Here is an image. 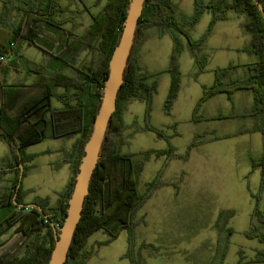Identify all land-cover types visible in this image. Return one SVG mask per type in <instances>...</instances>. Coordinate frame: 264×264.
<instances>
[{
  "label": "rangeland",
  "instance_id": "obj_1",
  "mask_svg": "<svg viewBox=\"0 0 264 264\" xmlns=\"http://www.w3.org/2000/svg\"><path fill=\"white\" fill-rule=\"evenodd\" d=\"M31 1L35 4L42 2ZM172 1L178 8L177 21L181 23L189 18L193 12V0ZM210 1L203 0L205 4ZM81 2L58 0L56 15L64 20L63 25H82L84 32L91 24V18L83 5L95 15L105 5V0ZM228 15V21L215 25L200 51L199 56L207 59L202 73L186 48L184 37L172 30L159 39L157 30L149 29L148 38L135 47L133 56L140 66L147 72L160 73L149 118H145L143 102L128 101L122 112L125 126L117 137L120 152L131 154L133 163L142 166L137 192L145 194L150 183L155 180L162 182L136 214L138 223L134 229L133 254L142 264H211L219 228L232 231L223 264L239 261L247 264L256 258L257 251L264 250V243L255 236L264 233V225L254 216L255 210L264 213V191L260 189V169L251 167V160L258 161L264 154L262 136L257 132L246 133L261 120L242 116L251 108V94L248 91L237 94L234 105L226 95L199 103L202 89L212 85L216 69L238 66L225 78L230 82L245 76L240 67L242 64L256 60L254 56L231 51L241 44L248 45L251 36L239 28L246 20L244 16L232 12ZM204 17L205 22V18L199 19V23L191 28L189 35L192 39H198L207 29L209 20ZM171 33L180 39L183 47L178 59L180 89L171 113L167 115L163 112V105L170 83L167 70L172 50ZM61 36L44 34L43 38L47 42L59 43ZM8 37L7 32H1L0 43H6ZM17 46L10 56L17 57L13 64L19 67L21 74L16 77L21 84H31L37 79L36 73L51 72L60 63L35 47L22 42ZM94 57V54L84 51L77 59L76 67L85 70ZM4 58L1 63L7 62V56ZM59 91L62 92L61 89ZM56 105L57 100L53 98L52 107ZM229 116L233 118L225 119ZM145 123L161 131L166 139L158 138L153 132L140 131ZM77 137L45 140L25 150L33 160L25 164L21 180L25 192L23 203H29L33 198L48 197L49 206L53 207L66 195L73 177L72 142ZM193 143L195 147L188 150ZM168 147H172L175 155H187V159H168L154 154L149 158L144 156L148 151H166ZM7 151V146L0 142V153L7 154ZM7 175H0V191L9 186L8 181L13 178V174ZM8 211V207L0 208V221ZM222 212H230L231 216L220 218ZM252 227L254 236L249 237L247 233ZM2 239L0 255L8 251L19 257L25 256L24 246L28 240L20 233L9 232ZM107 239L104 231L88 239L85 251L91 256L86 264H130L125 258L127 233L121 232L114 241L103 246Z\"/></svg>",
  "mask_w": 264,
  "mask_h": 264
},
{
  "label": "trees",
  "instance_id": "obj_2",
  "mask_svg": "<svg viewBox=\"0 0 264 264\" xmlns=\"http://www.w3.org/2000/svg\"><path fill=\"white\" fill-rule=\"evenodd\" d=\"M41 1L35 4L31 0H3L0 8V33L7 32L9 35L6 43H0V58L7 56L8 59L22 42L60 62L51 72L36 73L37 79L29 85L8 84L6 76L12 65L9 64L10 61L0 62V140L10 148V156L0 163V175L13 174V178L8 181L9 186L0 191V208H9L8 214L0 221V232L20 233L28 240L24 246L25 256L19 257L6 251L0 255V264H48L54 243L53 232L48 222L57 228L61 226L65 217L73 180L101 99L108 63L121 33L130 0H105V5L95 15L83 5L91 18V24L81 35L72 38L68 33L62 32L64 20L58 19L56 15L58 0ZM101 1L103 0H96L97 3ZM258 2L264 9V0ZM193 4V15L180 23L175 17L176 5L171 0H145L123 84L117 96L116 110L104 138L100 158L65 264H86L91 255L85 251V246L88 239L99 231H104L108 237L102 243L103 246L114 241L121 232H126L128 250L125 258L129 259L130 264H142L133 254L134 229L138 223L136 214L162 182L153 181L148 185L145 194H139L137 182L142 166L133 163L131 154L120 152L117 137L125 126L122 112L128 101L143 102L145 118H149L160 73L145 71L138 59L133 56L136 45L148 38L149 29L155 28L159 39L169 34L171 30L183 36L186 48L202 73L207 59L200 57L199 54L213 26L217 22L226 21L229 12L246 18L242 28L250 34L251 41L242 51L254 56L256 62L241 66L245 76L230 82H226L225 78L239 68L238 66L216 69L214 82L202 89L199 103L215 95L224 94L233 105V96L236 92L248 91L253 98V105L242 116L261 121L246 133H260L264 150V22L261 14L251 0H211L207 4L203 0H193ZM204 12L211 16L208 27L198 39H192L189 29L198 23ZM35 24L61 31L62 45L57 51H54L53 46L51 52L46 51L42 45L47 40L43 38V32L39 27H33ZM174 33H171L172 50L167 70L170 83L163 105V112L167 115L171 113L180 89L178 59L183 45ZM84 51L95 55L85 70L76 67L77 59ZM67 71L70 72L69 76L65 75ZM60 89L62 92L58 94ZM53 98L62 104L61 108L52 107ZM230 118L233 117L225 119ZM140 131L153 132L158 138L166 139L161 131L147 123ZM74 136H78L79 140L71 155L73 177L68 184L66 195L53 207L49 206L48 199L36 198L31 202L41 208L47 219H44L36 209L18 208L14 205V197L18 204H25L22 201L25 192L21 184L16 192L19 165L23 166L24 177L25 164L33 160V156L26 155L25 150L45 140L70 139ZM194 147L193 143L188 150ZM151 154L156 157L167 156L168 159H187V155H175L172 147H168L166 151H148L144 156L149 158ZM251 167L253 170L260 169V189L264 191V154L258 161L251 160ZM224 216L230 217L231 213L219 214L220 218ZM254 216L261 225H264V213L260 214L255 210ZM252 229L254 230V227L247 233L249 237L254 236ZM231 234V229L219 228L218 242L211 264H223ZM255 236L260 243H264V233ZM236 264L243 263L239 261ZM247 264H264V250L257 251L256 258Z\"/></svg>",
  "mask_w": 264,
  "mask_h": 264
},
{
  "label": "water",
  "instance_id": "obj_3",
  "mask_svg": "<svg viewBox=\"0 0 264 264\" xmlns=\"http://www.w3.org/2000/svg\"><path fill=\"white\" fill-rule=\"evenodd\" d=\"M251 1L258 9L264 22V9L262 5L258 0ZM144 4L145 0H130L128 3L121 33L108 63V73L103 82L101 99L91 124L89 136L83 148V155L77 173L73 180L65 217L61 226L57 228L48 222L54 236L53 248L48 264H65L67 260V255L81 218L83 205L89 193V185L100 158L104 138L111 117L116 110L117 96L123 84L125 69L134 45ZM22 177L23 167L20 164L19 183L16 187V192L21 184ZM13 204L18 206V208L36 209L44 219H47V216L37 204H18L15 197Z\"/></svg>",
  "mask_w": 264,
  "mask_h": 264
},
{
  "label": "crops",
  "instance_id": "obj_4",
  "mask_svg": "<svg viewBox=\"0 0 264 264\" xmlns=\"http://www.w3.org/2000/svg\"><path fill=\"white\" fill-rule=\"evenodd\" d=\"M172 1V0H171ZM173 2V1H172ZM174 3V2H173ZM175 4V3H174ZM176 5V4H175ZM176 8H177V5H176ZM178 9V8H177ZM177 9H176V14H177ZM193 12H194V4H193ZM193 12H191V14L189 15V17H191L192 15H193ZM176 14H175V17H176ZM204 16H206L207 17V20H209V22H210V18H211V16H210V14L208 13V12H204L202 15H201V18H200V20L202 19V18H205ZM230 19V17H229V15H228V19L226 20V21H228ZM204 20V22H205V20H206V18L205 19H203ZM209 22H208V24H209ZM220 22H225V21H220ZM198 23H199V21H198ZM197 23V24H198ZM217 23H219V22H217ZM216 23V24H217ZM196 24V25H197ZM207 24V25H208ZM215 24V25H216ZM215 25L213 26V28L215 27ZM89 26V25H88ZM33 27L34 28H36V27H39L40 28V30H42V32H43V36H44V34L46 35V36H48V37H54L55 35H60L61 34V31L60 32H58V30H55V29H52L51 27H48V26H44V25H33ZM239 28H242V25H239ZM243 29V28H242ZM50 30V31H49ZM53 30V31H52ZM66 32V33H68V35H69V37L70 38H72V37H77V36H79V35H81L82 34V32H83V30H82V25H74V24H72V25H62V32ZM189 32H191V29H189ZM58 33V34H57ZM212 33V32H211ZM211 35V34H210ZM62 40V36H61V38H60V41ZM207 41V40H206ZM205 44H206V42H205ZM205 44H204V46H205ZM26 45V44H25ZM62 45V41L61 42H59V43H53V41L52 42H48V45H47V42L46 43H44L42 46H44V48L46 49V51H49V52H51L52 51V46L54 47V51H57V49H59V47ZM249 45V44H248ZM248 45H245V46H248ZM27 46V45H26ZM243 44H241L240 46H238V47H234V49L235 50H231V51H236V52H242V53H244L243 51H242V49L245 47ZM40 51V50H39ZM245 54H247V53H245ZM11 57V56H10ZM10 57L7 59V61H10V63H11V65H12V68H10L9 69V71H8V74H7V76H6V80H7V82H8V84H10V85H21V83H20V81H17V75H19V77H20V74L21 73H19V67H18V65H16V64H13V62L15 61V60H17L16 58L17 57H15V58H12L11 57V59H10ZM20 57V56H19ZM80 61V60H79ZM254 62H256V60L255 61H250V62H248V63H246V64H242V66H244V65H247V64H252V63H254ZM241 67V66H240ZM218 69H220V68H218ZM236 70V69H235ZM65 75H67V76H69L70 75V72H66V74ZM25 77V76H24ZM213 82H214V78H213ZM213 82H212V84H213ZM30 84V83H29ZM29 84H24V85H29ZM243 91H239V92H236L235 94H234V103H235V96L237 95V94H240V93H242ZM60 93V91L58 92V94ZM179 93V92H178ZM221 95H224V94H218V95H215V96H213V97H211L210 99H208L207 101H212V100H214V99H218L219 98V96H221ZM251 98H252V96H251ZM51 104H52V99H51ZM234 105V104H233ZM253 105V98H252V101H251V103H250V107ZM62 107V104L57 100V105L55 106V108L56 109H58V108H61ZM213 118V117H212ZM258 133V132H257ZM260 134V133H259ZM71 139V138H70ZM49 140H54V139H49ZM55 140H60V139H55ZM79 140V137H77V138H75V140L72 142V147H73V150H72V148H71V150L72 151H74V146L76 145V143H77V141ZM0 142L1 143H3V144H5L6 146H7V148H8V151H7V154H2V153H0V161H2L3 159H5L6 157H9L10 156V148H9V146L6 144V143H4L3 141H1L0 140ZM58 152H60L59 150H57ZM69 151V150H68ZM72 151H70V153H72ZM69 154V153H68ZM73 154V153H72ZM71 155V154H70ZM7 177L8 178H10L8 175H7ZM6 182V181H5ZM34 199H36V198H33V200ZM41 199H49L48 197H45V198H41ZM33 200H31V202L33 201ZM31 202H29V203H31ZM29 203H25V204H29ZM9 232H11V231H8V232H6L5 234H1V232H0V248L3 246L2 245V243H1V241L3 240L2 238L3 237H5L7 234H9Z\"/></svg>",
  "mask_w": 264,
  "mask_h": 264
},
{
  "label": "built area",
  "instance_id": "obj_5",
  "mask_svg": "<svg viewBox=\"0 0 264 264\" xmlns=\"http://www.w3.org/2000/svg\"><path fill=\"white\" fill-rule=\"evenodd\" d=\"M4 60H5L4 57H1V58H0V62H3Z\"/></svg>",
  "mask_w": 264,
  "mask_h": 264
}]
</instances>
